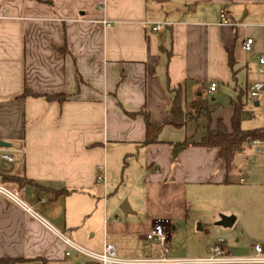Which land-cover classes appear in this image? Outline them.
Wrapping results in <instances>:
<instances>
[{
	"label": "crops",
	"instance_id": "obj_1",
	"mask_svg": "<svg viewBox=\"0 0 264 264\" xmlns=\"http://www.w3.org/2000/svg\"><path fill=\"white\" fill-rule=\"evenodd\" d=\"M159 1L0 0V141L20 151L14 165L1 164L0 183L34 209L0 193L1 260L96 264L91 255L106 243L117 247L122 264L198 258L196 241L191 249L188 240L182 250L170 246L188 225L190 198L230 184L240 164L228 174L219 148L183 147L173 157L185 139H163L170 126L162 143L144 145L146 123L136 114L171 120L168 76L171 89L184 88L186 110L199 99L221 104L212 129L219 119L230 129L235 87L264 81V0ZM248 38L254 40L249 53ZM213 83L217 90L210 92ZM25 92L30 95L22 98ZM46 95L68 98L47 101ZM255 103L250 100L251 111L264 105ZM196 132L187 137L196 139ZM113 147L116 162L124 150L133 160L142 155L138 172L119 178L110 164ZM252 153L260 165L264 143L245 146L239 156ZM6 176L21 182L6 183ZM158 221H168L169 252L147 239ZM64 238L86 253L67 257Z\"/></svg>",
	"mask_w": 264,
	"mask_h": 264
},
{
	"label": "rangeland",
	"instance_id": "obj_2",
	"mask_svg": "<svg viewBox=\"0 0 264 264\" xmlns=\"http://www.w3.org/2000/svg\"><path fill=\"white\" fill-rule=\"evenodd\" d=\"M231 95L233 92L227 94L225 99H230ZM251 112L255 113L253 119L250 116ZM187 113L189 114V125L182 129L166 127L162 134L163 139L183 140L192 135L195 129L197 131L196 139L205 135L206 119L200 118L192 109L187 110ZM255 127H264V105L252 111L248 108L244 114L242 128L252 129ZM113 148L112 152L110 151L112 159L110 164L119 174V178H123V172L125 177L133 170L138 172L139 167L142 166V155L133 160L130 152L124 150L126 152L116 162L114 160L116 147ZM239 155L240 153L235 156L234 166L240 164L242 171L234 170L232 172L233 178L230 184L223 187L200 189L197 194L190 195L192 197L189 202L191 211L188 216V225L184 226L181 239L170 245L172 248L178 245L182 250L186 240H188L189 249L195 241L197 242L195 255L198 258L185 259L183 260L184 264H258L259 257L253 251L252 245L264 244V154L260 165L253 163L255 158L253 153L247 154L243 158ZM129 165L131 166L128 170ZM248 168L253 169L252 176L247 175ZM240 178L244 179L243 183H240ZM253 182L256 184L254 185ZM121 189L123 190L125 187ZM230 218H236L234 225L224 226V221ZM46 225H50L51 230L55 227L49 222ZM219 239L225 242L228 256L211 261V247ZM66 250L70 255L77 254L76 250L71 247H67ZM185 255L189 256L190 254Z\"/></svg>",
	"mask_w": 264,
	"mask_h": 264
},
{
	"label": "trees",
	"instance_id": "obj_3",
	"mask_svg": "<svg viewBox=\"0 0 264 264\" xmlns=\"http://www.w3.org/2000/svg\"><path fill=\"white\" fill-rule=\"evenodd\" d=\"M229 67L234 74L235 78V60L233 51H229ZM166 86L168 91L173 95L172 104L169 109L171 114V120L165 121L164 123L152 122L150 115L142 110L139 114L144 117L146 123V140L144 145L160 144L159 136L165 126H172L176 129H182L186 127L189 123L188 113L185 107V92L183 87L177 89H171L168 76L166 77ZM236 96L231 98L230 105L233 108V115L231 118L230 129L225 125L222 119L217 121V125L212 129V117L213 115L222 109V105L218 103H213L207 99H199L191 105V109L199 115L200 118L206 119V134L199 140H195L194 136L187 137L181 143H177L176 147H203V148H219V157L222 160L227 173L229 174L234 168L235 156L244 149L245 146L252 145L255 141L264 143V128L255 129H243L242 120L245 112L248 109L250 102V88L245 86L241 88L240 86L235 87ZM29 92H25L22 98L28 97ZM47 101H59L64 102L67 100L66 95L51 96L46 95ZM131 115V116H136ZM4 182L9 184L20 183L21 180L15 177L4 178ZM66 194H70L71 191H66ZM19 260H1L0 264H19Z\"/></svg>",
	"mask_w": 264,
	"mask_h": 264
},
{
	"label": "built area",
	"instance_id": "obj_4",
	"mask_svg": "<svg viewBox=\"0 0 264 264\" xmlns=\"http://www.w3.org/2000/svg\"><path fill=\"white\" fill-rule=\"evenodd\" d=\"M225 12H222V18H225ZM164 25H156L154 30L161 31L163 30ZM254 40L248 38L244 43V50L249 53L253 50ZM259 64L261 66L260 73L264 76V57L260 58ZM217 90L216 84H211L209 91L215 92ZM250 100L252 105L254 106L255 102L263 101L264 102V81L262 83H257L250 88ZM255 113L252 112L251 116L254 117ZM259 143V141H256ZM20 153L19 150H11L9 148H0V170L1 164L14 165L16 161V156ZM98 180L105 182L104 174L98 175ZM0 193L16 202L19 206L24 208L30 213H33V208L29 207L19 196L18 193L8 189L6 186L0 183ZM169 233L168 221H158L154 225H152L150 232L147 235V239L150 242L158 243L165 252H169L166 247L167 244V236ZM63 238V237H62ZM64 242L68 247H71L78 252H84L81 248L76 246L72 241L67 238H64ZM253 251L259 257L257 261L258 264H264V244H254L252 245ZM211 261H216L218 258L227 257V251L225 247V242L222 239H219L214 246L211 248ZM66 256L69 257L70 253L66 252ZM95 260L96 264H122V262L118 258V250L115 245L105 244L101 253L96 255H91ZM162 263H168L169 260L167 258H162Z\"/></svg>",
	"mask_w": 264,
	"mask_h": 264
},
{
	"label": "water",
	"instance_id": "obj_5",
	"mask_svg": "<svg viewBox=\"0 0 264 264\" xmlns=\"http://www.w3.org/2000/svg\"><path fill=\"white\" fill-rule=\"evenodd\" d=\"M157 2H160L159 0H156ZM258 103H255V106H258ZM11 144L0 141V148H10ZM183 150V147H178L173 150V157H176L181 151ZM121 210L124 212L125 215H127V211L124 207H121ZM235 221V218L226 219L223 223L224 226L230 227L233 225Z\"/></svg>",
	"mask_w": 264,
	"mask_h": 264
}]
</instances>
